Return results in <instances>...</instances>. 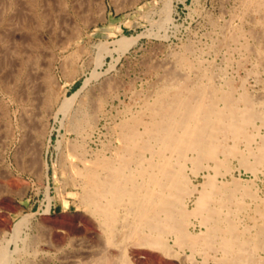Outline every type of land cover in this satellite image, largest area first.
<instances>
[{
    "label": "rangeland",
    "instance_id": "obj_1",
    "mask_svg": "<svg viewBox=\"0 0 264 264\" xmlns=\"http://www.w3.org/2000/svg\"><path fill=\"white\" fill-rule=\"evenodd\" d=\"M241 1L0 0V247L5 245L12 253V264L28 258L36 264H66L62 255L80 245L103 246V230L79 202L80 159L105 153L108 145L118 143L116 125L120 119L139 114L165 66L174 64L176 56L186 54L195 69L215 70L217 84H224L225 79L238 84L244 78L247 86L256 85L247 75L251 69L260 71L256 55L242 45L253 43L252 38L216 49L228 23L245 33L254 28L252 16H240ZM123 37L135 40L125 50L114 43ZM184 71L194 74L193 69ZM84 81L88 84L70 111L58 110L62 100L83 87ZM85 98L94 122L88 136L69 123ZM94 99L101 101L99 109ZM75 145L76 153L71 149ZM235 162L232 171L245 189L264 184L263 174L254 178ZM191 178L198 186L205 181L203 174H191ZM235 200L222 198L218 206L229 212L237 206ZM189 201L187 207L192 210L195 201ZM200 224L192 216L190 232H203L205 226ZM30 238L35 239L34 249L26 252L24 240ZM174 239L168 237L174 252L170 258L151 246H134L126 256L131 264H180L185 257L186 264H219L223 256L220 251L192 253Z\"/></svg>",
    "mask_w": 264,
    "mask_h": 264
},
{
    "label": "bare ground",
    "instance_id": "obj_2",
    "mask_svg": "<svg viewBox=\"0 0 264 264\" xmlns=\"http://www.w3.org/2000/svg\"><path fill=\"white\" fill-rule=\"evenodd\" d=\"M241 2L240 16H252L254 28L245 33L237 26L232 27L229 19L230 23H225L221 30L222 38L216 49L252 38L253 43L241 44L256 55L260 71L247 69L256 85L247 86L244 78L238 84L231 78L232 81L225 79L224 84H217L212 68L201 71L194 68L186 54L174 56L175 63L165 66L139 114L120 119L116 125L118 143L108 145L105 153L81 157L79 202L89 209L92 219L103 230V246L93 249V245V248L80 245L61 254L64 263L131 264L126 253L134 246L158 247L170 258L174 252L168 237L173 236L175 244L189 248L192 253L208 255L209 251H220L223 256L217 260L219 264H264V184L245 189L231 167L236 161L254 178L264 175V78L260 77V72L264 74V0ZM131 40L123 37L114 43L124 49ZM100 48L105 50L102 44ZM184 69H193V76ZM86 83L72 96L65 97L58 110L70 111ZM86 100L77 106L69 123L72 129L82 130L88 136L94 122ZM51 101L52 95L48 102ZM101 101L95 100L97 109ZM77 147L71 149L76 153ZM191 174H203L205 181L198 186ZM229 175L231 180H225ZM226 197L238 200L229 212L218 206V201ZM189 200L195 201L192 210L187 207ZM192 216L205 226L200 234L189 230ZM21 222L14 228V237ZM34 243V238L25 239L24 251H32ZM11 254L7 246H1L0 264H12ZM35 262L28 258L20 264L38 263ZM180 264H186V257Z\"/></svg>",
    "mask_w": 264,
    "mask_h": 264
}]
</instances>
